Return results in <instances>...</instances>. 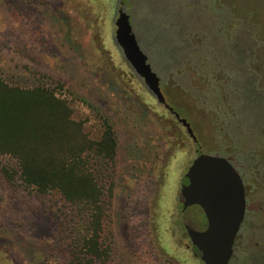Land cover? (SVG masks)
<instances>
[{"label":"rangeland","instance_id":"374dc122","mask_svg":"<svg viewBox=\"0 0 264 264\" xmlns=\"http://www.w3.org/2000/svg\"><path fill=\"white\" fill-rule=\"evenodd\" d=\"M167 1L161 10V0H0V83L53 89L91 139L100 137L104 119L113 126V165L85 153L103 191V264H203L183 227L203 220L193 207L180 213V187L192 160L218 154L217 147L247 190L248 222L228 264H264V252L254 254L264 240V116L254 122L262 109L244 101L234 107L235 94L223 92L219 66L212 71L209 60L173 66L181 39L175 0ZM119 7L196 144L116 44ZM209 30L208 45L218 46L219 29ZM19 171L15 158L0 154V264H65L79 251L87 214L57 191L25 186Z\"/></svg>","mask_w":264,"mask_h":264},{"label":"trees","instance_id":"16d2710c","mask_svg":"<svg viewBox=\"0 0 264 264\" xmlns=\"http://www.w3.org/2000/svg\"><path fill=\"white\" fill-rule=\"evenodd\" d=\"M168 3L161 0V10ZM263 3L175 0L173 4L177 17L173 27L181 39L174 53L177 65L173 66L195 58L209 60L212 71L219 66V79L226 89L223 92L236 96L234 107L243 101L250 102V107H261L254 122L264 116V85L260 83L264 81ZM208 29H219L218 46L208 45L212 34ZM116 147L115 131L108 120H103L100 137L91 139L83 124L73 118L68 101L53 89L0 83V154L18 161L19 178L25 186L39 193L57 191L65 201L81 205L87 214L79 251L69 254L65 264H103L108 256L103 238L102 186L85 153L113 165ZM212 151L219 154V147Z\"/></svg>","mask_w":264,"mask_h":264},{"label":"water","instance_id":"95a60500","mask_svg":"<svg viewBox=\"0 0 264 264\" xmlns=\"http://www.w3.org/2000/svg\"><path fill=\"white\" fill-rule=\"evenodd\" d=\"M114 25V39L125 60L150 93L173 112L176 120L195 141L187 120L166 103L160 77L140 48L129 14L122 7L117 10ZM184 178L186 183L181 184L180 188L182 212L193 207L199 210L203 218L201 227L185 222L191 245L198 251L203 264H228L246 210L245 188L239 172L227 157L201 152L188 166Z\"/></svg>","mask_w":264,"mask_h":264},{"label":"flooded vegetation","instance_id":"af4514ba","mask_svg":"<svg viewBox=\"0 0 264 264\" xmlns=\"http://www.w3.org/2000/svg\"><path fill=\"white\" fill-rule=\"evenodd\" d=\"M171 113H173V112H171ZM196 142H197V139L194 141V143L196 144ZM228 159H229V158H228ZM229 160H230V159H229ZM230 161H231V160H230ZM231 162H232V161H231ZM232 164L235 166V168L237 167L233 162H232ZM239 174H240V176H241V178H242V181H243V184H244V188H245L246 210H245L244 218H243L242 224H241V226H240L239 232H238V234H237V236H236V239H235L234 249H233V255H232L231 258H233V256H234V252H235V248H236V245H237L238 240H240V238L243 237L242 234H241V230H242L243 226L246 225V223L248 222V219L246 218L248 206H247V190H246V187H245V179H244L243 174H242L240 171H239ZM183 183H186V180H185V182H183ZM183 183H182V184H183ZM180 188H181V187H180ZM180 204H181V209H180L181 211H180V213H183V212L186 211L188 208L182 212V202H181V200H180ZM202 219H203V218H202ZM187 221H188V219H187L186 221H184V223H183V227H184V229H185V222H187ZM185 235H186V237H188L187 232H186V229H185ZM249 236H250V235H249ZM188 238H189V237H188ZM249 238H252V237H249ZM254 244H255V246H260V249H258L254 254L264 252V240H263V242H262V245H260V243H259L258 241H256ZM192 248H193V250H194V255H198V256H199V253H198V251L196 250V248L193 247V246H192Z\"/></svg>","mask_w":264,"mask_h":264}]
</instances>
